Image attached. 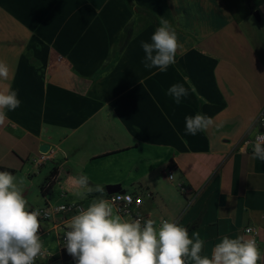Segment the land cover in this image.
<instances>
[{
	"label": "crops",
	"instance_id": "crops-1",
	"mask_svg": "<svg viewBox=\"0 0 264 264\" xmlns=\"http://www.w3.org/2000/svg\"><path fill=\"white\" fill-rule=\"evenodd\" d=\"M243 6L239 13L231 0H0L4 83L21 101L0 126V165L16 170L29 210L46 203L42 187L56 170L54 199L61 189L85 206L105 199L108 186L143 193L141 211L156 224L175 221L190 237L198 232L202 255L224 236L249 238L244 229L253 225L264 264V162L249 147L239 151L264 130V47L245 32L254 15L248 0ZM155 19L167 20L180 44L164 72L143 64L141 42H151ZM174 84L189 89L180 103L167 95ZM197 113L214 125L186 134L185 117ZM42 145L49 150L40 161ZM81 172L104 193L76 197L66 182ZM42 227L43 248L62 257L59 231ZM50 262L39 260L58 264Z\"/></svg>",
	"mask_w": 264,
	"mask_h": 264
},
{
	"label": "clouds",
	"instance_id": "clouds-1",
	"mask_svg": "<svg viewBox=\"0 0 264 264\" xmlns=\"http://www.w3.org/2000/svg\"><path fill=\"white\" fill-rule=\"evenodd\" d=\"M151 42H141L146 69L164 72L176 63L180 48L177 32L167 20H162L151 35ZM9 78V67L0 60V126L7 120L6 110L14 111L21 101L16 90L4 83ZM195 92V86L191 87ZM189 94L183 84L169 87L167 95L176 103ZM207 103L203 97H200ZM215 123L203 113L185 117V132L195 136ZM251 143L254 159L264 162V131H256L252 141H245L239 151L245 154ZM79 199L93 192L103 194L104 186H90L89 177L81 172L66 182ZM126 199L115 196L113 201L93 199L86 208L68 221L64 247L75 264H258L261 250L254 238L224 236L216 243L211 255H202L204 241L198 232L191 237L188 229L175 221L152 219L143 223L128 220L114 213L112 203ZM40 213L29 210L16 177L0 171V264H35L42 252ZM251 232V229H248Z\"/></svg>",
	"mask_w": 264,
	"mask_h": 264
},
{
	"label": "built area",
	"instance_id": "built-area-1",
	"mask_svg": "<svg viewBox=\"0 0 264 264\" xmlns=\"http://www.w3.org/2000/svg\"><path fill=\"white\" fill-rule=\"evenodd\" d=\"M257 9L260 11L261 15L264 14V0ZM261 120L264 121V111L261 113L260 116ZM264 131V130H263ZM253 138H247L245 141H252ZM249 149L252 150L251 143L249 144ZM46 153L43 152L42 158L40 161L43 160L44 155ZM169 178L172 180L174 178V174L170 173ZM59 182V173H51V175L47 178L44 185L46 188V203L43 205H39L36 207L31 208L30 210H36L40 213V222H41V229L40 233L45 232V230L42 227V224L44 222H50L52 223V228L59 231V240L63 249H66L64 247L65 240L64 235L65 232L68 229V221L71 219V217L78 213L79 210L86 208L84 204L81 202L72 201L69 199V192L66 189H61L58 198L54 199L52 197V192L54 191L55 185ZM180 188L182 190H186L185 186L183 184H179ZM120 196L125 197L126 199H119L115 200L112 203L113 211L114 213L120 215L124 219L128 220H135L139 219L142 223L148 219H152L148 214L141 211V207L144 203V194L143 193H132V192H114V193H108V195L105 197V199L109 200L110 202L113 201V197ZM168 219V218H163ZM170 220V219H168ZM161 221V220H160ZM159 221V223H160ZM173 221V220H171ZM159 223L157 225H159ZM248 229H251L252 231L249 232ZM245 234L249 236V238H254L257 243V238L260 234V229L253 226L248 225L244 229ZM63 255V254H62ZM53 255L51 252L45 248H42V252L39 256H37L35 260V264H39V260L41 258H47L50 263H53L54 261H58V264H64V259L62 257H59L57 259H51Z\"/></svg>",
	"mask_w": 264,
	"mask_h": 264
},
{
	"label": "rangeland",
	"instance_id": "rangeland-1",
	"mask_svg": "<svg viewBox=\"0 0 264 264\" xmlns=\"http://www.w3.org/2000/svg\"><path fill=\"white\" fill-rule=\"evenodd\" d=\"M232 3H234L235 8H238L239 13H244L245 12V8L243 6V3L246 0H231ZM250 6L252 8L258 7L259 4H261L263 2V0H248ZM251 22H252V29H249L247 27V24L244 25V29L245 32L249 33V36H253V38L255 36L258 37L257 41H260L262 43V47H264V14H262V18L261 20H258L256 17L252 16L251 17ZM250 46L249 44H246V46L244 47H248ZM109 187V186H108ZM107 187V189H108ZM125 187H127V185H125ZM48 241H51L52 243H54V248L57 247V243H56V237H55V233L53 232L51 235L47 236Z\"/></svg>",
	"mask_w": 264,
	"mask_h": 264
},
{
	"label": "trees",
	"instance_id": "trees-1",
	"mask_svg": "<svg viewBox=\"0 0 264 264\" xmlns=\"http://www.w3.org/2000/svg\"><path fill=\"white\" fill-rule=\"evenodd\" d=\"M256 9H257V7L252 8V12H254ZM154 22H155L156 26L159 27V23L157 22L156 19L154 20ZM132 34H133V28L132 27L127 28V36H126V39H125V44L129 41V39L131 38ZM0 171H7V172H10L11 174H14L16 172L15 169H12V168H9V167L3 166V165H0ZM54 172H57V171L55 170ZM42 188H43V191H44L43 193L45 195L46 188H45V186H43ZM63 256H64L65 259H72L73 263L75 264L74 258L67 253L66 249H63Z\"/></svg>",
	"mask_w": 264,
	"mask_h": 264
},
{
	"label": "water",
	"instance_id": "water-1",
	"mask_svg": "<svg viewBox=\"0 0 264 264\" xmlns=\"http://www.w3.org/2000/svg\"><path fill=\"white\" fill-rule=\"evenodd\" d=\"M253 15L257 18V19H261V13L258 9H256L254 12H253ZM49 150V145H42L41 147V151L42 152H47ZM108 193H114V192H126L125 189H122L121 187L119 186H109L108 187Z\"/></svg>",
	"mask_w": 264,
	"mask_h": 264
}]
</instances>
